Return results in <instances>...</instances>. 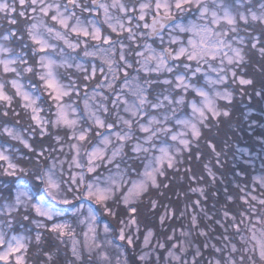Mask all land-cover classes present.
Segmentation results:
<instances>
[{"label": "clouds", "instance_id": "1", "mask_svg": "<svg viewBox=\"0 0 264 264\" xmlns=\"http://www.w3.org/2000/svg\"><path fill=\"white\" fill-rule=\"evenodd\" d=\"M0 264H264V0H0Z\"/></svg>", "mask_w": 264, "mask_h": 264}, {"label": "snow or ice", "instance_id": "2", "mask_svg": "<svg viewBox=\"0 0 264 264\" xmlns=\"http://www.w3.org/2000/svg\"><path fill=\"white\" fill-rule=\"evenodd\" d=\"M133 211H135V210L133 209ZM53 227H54V228H56V227H61V226H58V225H54Z\"/></svg>", "mask_w": 264, "mask_h": 264}]
</instances>
